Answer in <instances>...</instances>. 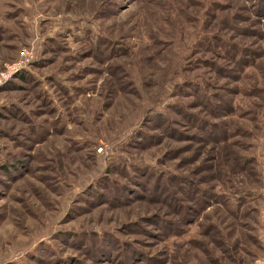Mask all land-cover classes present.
Returning <instances> with one entry per match:
<instances>
[{"label": "rangeland", "instance_id": "obj_1", "mask_svg": "<svg viewBox=\"0 0 264 264\" xmlns=\"http://www.w3.org/2000/svg\"><path fill=\"white\" fill-rule=\"evenodd\" d=\"M0 264H264V0H0Z\"/></svg>", "mask_w": 264, "mask_h": 264}]
</instances>
